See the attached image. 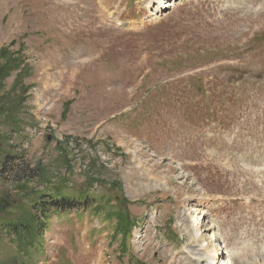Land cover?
Instances as JSON below:
<instances>
[{"label":"rangeland","instance_id":"obj_1","mask_svg":"<svg viewBox=\"0 0 264 264\" xmlns=\"http://www.w3.org/2000/svg\"><path fill=\"white\" fill-rule=\"evenodd\" d=\"M164 3L0 0V220L91 199L22 260L264 264V0Z\"/></svg>","mask_w":264,"mask_h":264},{"label":"trees","instance_id":"obj_2","mask_svg":"<svg viewBox=\"0 0 264 264\" xmlns=\"http://www.w3.org/2000/svg\"><path fill=\"white\" fill-rule=\"evenodd\" d=\"M5 54H11V58L9 61H5V64L0 66V73L4 71L6 64H12V68L10 70L13 69L19 71L18 74H21L22 70L20 68V62L17 53H8L7 51L3 50L0 53V57H2L1 55ZM21 65L22 69L25 68L22 60ZM42 200L43 205L41 203H39V205L43 206V211H41V213H33L32 217L28 220L24 219L23 216H19L18 218L14 219L0 220V255L2 253H10V251H12V253L16 256V251L14 249H18V252L22 253L24 257L30 258L29 256L31 255L32 251L42 243L47 227V225L43 224V222L40 220L41 217L44 219H50L56 214L64 213L77 208H87L91 205L89 202V200H91L90 197H85L82 201H78L69 196H54L51 194H45L43 195ZM4 229H6L7 234H11L10 238H15V241L10 240L5 235ZM124 229V234L130 230V228ZM0 264L30 263H28L26 260H22L20 256H16L14 260L8 263L0 259Z\"/></svg>","mask_w":264,"mask_h":264},{"label":"bare ground","instance_id":"obj_3","mask_svg":"<svg viewBox=\"0 0 264 264\" xmlns=\"http://www.w3.org/2000/svg\"><path fill=\"white\" fill-rule=\"evenodd\" d=\"M158 3H159V5H162L163 4V6H169V4L164 3V0H158ZM199 224H201V222L195 223L194 225L197 227ZM215 261H216V259L213 262L215 263ZM216 264H217V262H216Z\"/></svg>","mask_w":264,"mask_h":264}]
</instances>
